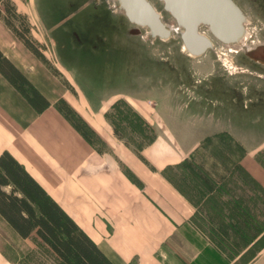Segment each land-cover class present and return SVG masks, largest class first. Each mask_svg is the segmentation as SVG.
Returning a JSON list of instances; mask_svg holds the SVG:
<instances>
[{
    "label": "crops",
    "instance_id": "1",
    "mask_svg": "<svg viewBox=\"0 0 264 264\" xmlns=\"http://www.w3.org/2000/svg\"><path fill=\"white\" fill-rule=\"evenodd\" d=\"M13 1L28 16L33 33L45 35L39 41L51 55L47 58L76 94L57 81L0 20V50L51 102L37 114L0 74V155L5 151L13 155L113 264H234L197 225L198 207L167 177V171L197 156L202 141L181 138V134L191 135V128L176 130L163 109L147 104L138 89H127L128 80L135 78L129 66L138 63L137 57L127 54L126 37L105 35H126L127 25L122 26L121 17L88 0H68L69 10L62 13L58 3L64 0ZM89 11L96 22H57L62 14L83 17ZM92 30L103 35L96 40L83 33ZM119 95L128 98L155 129L154 138L138 149L149 164L115 134L108 116L112 96ZM60 98L104 142L102 153L56 109ZM215 127L203 124L200 128ZM253 156L246 148L243 165L264 192V170L256 167ZM125 169L142 186L134 184ZM1 229L7 239L1 237ZM30 238L19 237L0 216V264H17L15 240ZM246 264H264V247Z\"/></svg>",
    "mask_w": 264,
    "mask_h": 264
},
{
    "label": "rangeland",
    "instance_id": "2",
    "mask_svg": "<svg viewBox=\"0 0 264 264\" xmlns=\"http://www.w3.org/2000/svg\"><path fill=\"white\" fill-rule=\"evenodd\" d=\"M151 1L157 11L162 12L160 14L168 26L176 25L170 14L163 11L162 2ZM233 1L247 18L244 39L238 44H225L210 37L214 48L205 55L192 58L182 51L183 45L177 34L167 41L154 40L146 35V29L126 20L115 0H88L90 5L101 6L102 3V6L115 10L121 17L122 26L127 25L126 35L105 34L111 39L120 37L124 40L126 37L127 54L137 57L138 63L129 66L135 78L128 80L127 89H138L147 104L163 109L162 114L176 130L184 132L191 128V135L184 137L181 134V138L202 141L201 150L192 157L193 161L215 180L230 182L226 184L227 195H223L234 203L239 199L247 207L248 215L244 219L238 205L230 206L229 210L218 208L213 198L205 206H198L195 218L209 240L215 245L220 244L229 262L246 264L264 247V192L258 179L249 174L253 181H248L238 168L239 164L243 165L246 148H249L254 154L253 163L264 170V61L246 54L256 50L264 55V0ZM65 2L68 0L58 3L61 13L69 10ZM90 14V11L83 17L62 14L57 17V22H96L97 18ZM200 31L209 35L205 27ZM83 33L93 35L96 40L103 35L94 30ZM39 35L33 33V38L44 44L39 38L44 40L45 35ZM83 38L87 37L83 35ZM45 53L51 58L48 51ZM55 77L61 84L66 79L63 75ZM111 104L108 117L129 146L138 150L154 138L155 129L133 109L128 98L112 96ZM203 124H216L218 128L201 129ZM195 171L189 174L196 176ZM181 173L180 169L167 171L197 200L198 192L190 183L194 180L191 177L185 179ZM1 232L4 233L1 237L6 238L4 230ZM13 246L17 264H62L36 235L26 241L16 239Z\"/></svg>",
    "mask_w": 264,
    "mask_h": 264
},
{
    "label": "trees",
    "instance_id": "3",
    "mask_svg": "<svg viewBox=\"0 0 264 264\" xmlns=\"http://www.w3.org/2000/svg\"><path fill=\"white\" fill-rule=\"evenodd\" d=\"M0 20L37 60L55 76L62 77L45 55L46 46L33 38V26L28 16L18 10L13 0H0ZM0 74L37 114L51 106L47 97L1 50ZM63 85L76 94L75 88L67 79L63 80ZM55 107L99 153L106 149V145L95 131L64 98H60ZM115 134L121 138L116 128ZM135 152L144 163L149 164L138 150ZM238 168L245 179L253 181L242 164H239ZM178 169L183 171L181 175L185 179L191 177L194 180L190 183L198 192L197 200L189 195L186 186L168 174L167 177L197 207L205 206L214 198V205L218 208L229 210L238 205L237 209L242 213V218L248 215L247 207L242 201L236 199L234 203L226 196V184L230 183L226 179L215 180L200 164L194 162L192 157L181 163ZM191 171H195L196 176L189 174ZM125 174L134 184L142 186L141 181L130 170L125 169ZM224 193L226 195H223ZM0 216L22 239L36 235L63 264H113L25 167L7 151L0 155ZM197 225L200 227L198 223ZM216 245L222 249L220 244Z\"/></svg>",
    "mask_w": 264,
    "mask_h": 264
},
{
    "label": "water",
    "instance_id": "4",
    "mask_svg": "<svg viewBox=\"0 0 264 264\" xmlns=\"http://www.w3.org/2000/svg\"><path fill=\"white\" fill-rule=\"evenodd\" d=\"M115 1L128 22L146 29L147 36L167 41L177 34L185 53L195 57L214 48L211 38L225 44H238L246 34V15L233 0H158L164 3L163 11L175 20L179 31L169 28L151 0ZM201 27L207 29L211 38L199 31ZM246 54L264 61L261 52Z\"/></svg>",
    "mask_w": 264,
    "mask_h": 264
},
{
    "label": "bare ground",
    "instance_id": "5",
    "mask_svg": "<svg viewBox=\"0 0 264 264\" xmlns=\"http://www.w3.org/2000/svg\"><path fill=\"white\" fill-rule=\"evenodd\" d=\"M163 3V2H162ZM163 5H164V3H163ZM117 8H118V6H117ZM175 21V20H174ZM169 28H171L172 30H175V31H177V30H179V28L177 27V25H171V26H169ZM201 29V28H200ZM175 31H173V33H175ZM200 31V30H199ZM202 34H205V35H207L209 38H210V36L206 33V32H204V31H200ZM246 35V34H245ZM212 40V39H211ZM212 42H213V40H212ZM214 44V43H213ZM263 48V47H262ZM183 50H185V52H186V49L183 47ZM256 51V50H255ZM255 51H252L251 53H253V52H255ZM190 57H192V58H196L195 56H193V55H191V54H188ZM262 62V61H261ZM261 64V63H260ZM262 64H264V63H262Z\"/></svg>",
    "mask_w": 264,
    "mask_h": 264
},
{
    "label": "flooded vegetation",
    "instance_id": "6",
    "mask_svg": "<svg viewBox=\"0 0 264 264\" xmlns=\"http://www.w3.org/2000/svg\"><path fill=\"white\" fill-rule=\"evenodd\" d=\"M99 5H103L102 3L101 4H99ZM110 14H112V15H119V14H117V13H115L114 11L115 10H112L111 8H109V7H107L106 5H104L103 6ZM120 16V15H119ZM127 20V19H126ZM128 21V20H127Z\"/></svg>",
    "mask_w": 264,
    "mask_h": 264
}]
</instances>
